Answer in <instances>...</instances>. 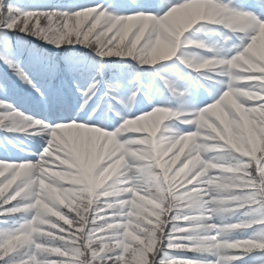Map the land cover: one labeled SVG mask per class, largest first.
I'll return each instance as SVG.
<instances>
[{
  "label": "snow or ice",
  "instance_id": "obj_1",
  "mask_svg": "<svg viewBox=\"0 0 264 264\" xmlns=\"http://www.w3.org/2000/svg\"><path fill=\"white\" fill-rule=\"evenodd\" d=\"M0 264H264V0H0Z\"/></svg>",
  "mask_w": 264,
  "mask_h": 264
},
{
  "label": "rangeland",
  "instance_id": "obj_2",
  "mask_svg": "<svg viewBox=\"0 0 264 264\" xmlns=\"http://www.w3.org/2000/svg\"><path fill=\"white\" fill-rule=\"evenodd\" d=\"M157 134H159V133H157ZM181 158L183 159V155L181 156ZM52 170L55 171V170H57V169L53 168Z\"/></svg>",
  "mask_w": 264,
  "mask_h": 264
}]
</instances>
